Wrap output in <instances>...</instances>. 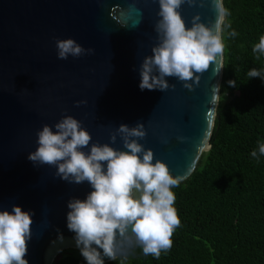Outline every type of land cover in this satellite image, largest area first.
I'll return each instance as SVG.
<instances>
[{
	"label": "water",
	"instance_id": "95a60500",
	"mask_svg": "<svg viewBox=\"0 0 264 264\" xmlns=\"http://www.w3.org/2000/svg\"><path fill=\"white\" fill-rule=\"evenodd\" d=\"M159 7L158 0H0V210L19 204L32 211L28 264H53L64 250L78 249L67 227V202L92 190L28 159L44 124L55 130L71 115L91 134L84 151L97 142L126 150L121 137L112 143L110 134L121 123L142 121L147 135L139 142L153 150L154 162L164 161L185 179L209 150L224 53L223 67L218 56L192 91L175 77L166 78L174 89L142 91L139 67L159 42ZM179 11L189 27L197 13L206 24L215 19L207 0ZM69 37L94 53L59 59L56 40Z\"/></svg>",
	"mask_w": 264,
	"mask_h": 264
},
{
	"label": "clouds",
	"instance_id": "9594fccd",
	"mask_svg": "<svg viewBox=\"0 0 264 264\" xmlns=\"http://www.w3.org/2000/svg\"><path fill=\"white\" fill-rule=\"evenodd\" d=\"M205 2L158 0L160 18L154 28L159 42L139 67L142 91L174 89L175 84H169L167 77H175L192 91L199 84L201 74L218 56L220 68L223 67L224 31L230 27L226 23L229 11L224 0H207L215 14V19L207 24L197 13L189 27L179 11L185 3L190 6L199 3L203 7ZM229 35L234 37L237 33L232 31ZM56 48L62 60L95 51L84 48L71 37L57 39ZM253 52L264 54V35ZM247 75L264 80V74L256 68L250 69ZM228 84L235 87L236 81L229 80ZM216 88L214 99L219 100V86ZM76 103L79 106L87 101ZM54 128L44 124L37 132L38 146L28 154V159L34 165L55 166L56 175L62 180L75 184L87 182L91 186L85 199L68 200L66 217L67 227L75 233L76 247L87 264H104L105 257L126 259L134 245L142 246L144 255L156 258L162 251H168L173 244L174 230L181 223L172 189L186 176L173 175L160 159L154 162L153 150L145 149L139 142L147 135L144 123L137 121L131 127L121 123L110 134L112 143L119 135L126 150L97 142L91 143L89 151H84L89 148L91 134L71 115L61 118ZM177 139L183 141L184 137ZM258 150L264 155V142L259 143ZM251 155L257 157V151L253 150ZM32 223V211L24 210L19 204H14L11 211L0 210V264H28L25 257Z\"/></svg>",
	"mask_w": 264,
	"mask_h": 264
},
{
	"label": "trees",
	"instance_id": "16d2710c",
	"mask_svg": "<svg viewBox=\"0 0 264 264\" xmlns=\"http://www.w3.org/2000/svg\"><path fill=\"white\" fill-rule=\"evenodd\" d=\"M224 5L230 27L224 31L211 146L192 174L172 189L181 221L172 247L156 258L134 245L126 259L104 264H264V155L258 150L264 142V80L247 75L252 68L264 74V54L253 52L264 35V0H224ZM232 31L237 35L230 36ZM53 264L87 262L80 250L70 248Z\"/></svg>",
	"mask_w": 264,
	"mask_h": 264
},
{
	"label": "rangeland",
	"instance_id": "374dc122",
	"mask_svg": "<svg viewBox=\"0 0 264 264\" xmlns=\"http://www.w3.org/2000/svg\"><path fill=\"white\" fill-rule=\"evenodd\" d=\"M230 97H231V95H230V96L228 95V96L226 97V100L228 101Z\"/></svg>",
	"mask_w": 264,
	"mask_h": 264
}]
</instances>
